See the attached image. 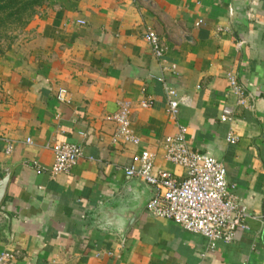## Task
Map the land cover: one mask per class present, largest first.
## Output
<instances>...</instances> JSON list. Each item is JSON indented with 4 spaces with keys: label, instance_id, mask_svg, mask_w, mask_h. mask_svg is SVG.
Listing matches in <instances>:
<instances>
[{
    "label": "crops",
    "instance_id": "crops-1",
    "mask_svg": "<svg viewBox=\"0 0 264 264\" xmlns=\"http://www.w3.org/2000/svg\"><path fill=\"white\" fill-rule=\"evenodd\" d=\"M21 41L0 62V252L15 264H264V220L247 219L248 229L208 252L201 235L151 217L153 188L124 174L133 154L148 151L156 170L182 179L162 141L185 126L189 147L224 165L238 203L264 212V0H47ZM228 72L249 107L227 92ZM157 76L183 99L176 119ZM146 98L153 104L141 108ZM124 102L137 146L111 142ZM224 106L233 123L220 122ZM62 142L80 147L76 165L37 173L32 163L50 167L49 147Z\"/></svg>",
    "mask_w": 264,
    "mask_h": 264
},
{
    "label": "built area",
    "instance_id": "built-area-1",
    "mask_svg": "<svg viewBox=\"0 0 264 264\" xmlns=\"http://www.w3.org/2000/svg\"><path fill=\"white\" fill-rule=\"evenodd\" d=\"M199 21L197 24H199ZM84 24L83 21H78ZM156 59H162V48L156 33L147 28L143 35ZM236 42V47L241 46ZM175 73V65L166 69ZM165 71V69H163ZM163 86L167 100L166 113L169 118L176 119L178 107L183 103L176 89L167 85L163 76L153 77ZM227 92L235 97L236 106L249 107L250 95L239 83L232 72L226 75ZM56 99L60 103H68L65 89H59ZM153 101L142 99L141 108H150ZM114 131L111 136L113 144L137 146L139 139L134 134L130 122V104L121 103L118 111L111 117ZM221 123L234 122V109L224 106L219 115ZM187 127L179 125L177 132L162 141L165 160L183 170L184 177L178 179L172 173L155 169V154L141 151L132 155L129 165L124 169L128 178H136L153 188V195L146 204V212L153 218L172 221L182 230L204 237L208 243V252H213L217 242L229 243L236 230H246L247 219L264 220V212L250 215L246 208L238 203L233 195L234 185H229L226 179V169L221 162L213 157L192 150L186 140ZM229 143L236 138L230 132L227 136ZM30 143V140H26ZM52 151L53 162L45 168L38 163H32L37 173L47 171L50 175L68 173L81 157L82 152L76 144L62 142L49 147ZM15 254L10 251L0 252V264H15Z\"/></svg>",
    "mask_w": 264,
    "mask_h": 264
},
{
    "label": "trees",
    "instance_id": "trees-1",
    "mask_svg": "<svg viewBox=\"0 0 264 264\" xmlns=\"http://www.w3.org/2000/svg\"><path fill=\"white\" fill-rule=\"evenodd\" d=\"M46 2L47 0H0V35L5 25L11 27L21 23L25 14H33L34 8L41 9Z\"/></svg>",
    "mask_w": 264,
    "mask_h": 264
},
{
    "label": "rangeland",
    "instance_id": "rangeland-1",
    "mask_svg": "<svg viewBox=\"0 0 264 264\" xmlns=\"http://www.w3.org/2000/svg\"><path fill=\"white\" fill-rule=\"evenodd\" d=\"M39 11L40 9L34 8L33 14H30V12L25 14L21 23L13 24L11 27L9 25L3 27L1 30L2 35H0L2 37L0 39V62L3 61L6 53L20 45L26 27Z\"/></svg>",
    "mask_w": 264,
    "mask_h": 264
},
{
    "label": "water",
    "instance_id": "water-1",
    "mask_svg": "<svg viewBox=\"0 0 264 264\" xmlns=\"http://www.w3.org/2000/svg\"><path fill=\"white\" fill-rule=\"evenodd\" d=\"M5 184H6V177H4L3 179H0V199L2 197V193H3V190H4V187H5ZM134 216H131L129 218V220L127 219L128 223H131L133 221V218Z\"/></svg>",
    "mask_w": 264,
    "mask_h": 264
}]
</instances>
